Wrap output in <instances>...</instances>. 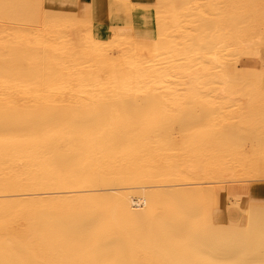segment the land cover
<instances>
[{
	"label": "bare ground",
	"instance_id": "1",
	"mask_svg": "<svg viewBox=\"0 0 264 264\" xmlns=\"http://www.w3.org/2000/svg\"><path fill=\"white\" fill-rule=\"evenodd\" d=\"M187 2L204 22L174 44L153 16L150 33L135 38L131 20L112 39L90 19L97 0H0V264H264V199L230 194L233 212L219 208L206 183L235 172L180 156L198 120L186 105L264 100V0ZM223 7L256 17L231 29ZM241 57L260 68L236 72ZM251 168L264 180L263 160Z\"/></svg>",
	"mask_w": 264,
	"mask_h": 264
},
{
	"label": "rangeland",
	"instance_id": "2",
	"mask_svg": "<svg viewBox=\"0 0 264 264\" xmlns=\"http://www.w3.org/2000/svg\"><path fill=\"white\" fill-rule=\"evenodd\" d=\"M123 1L126 4H128V2L126 0H122L121 2H123ZM187 1L188 0H180V1L178 0L179 3L178 2L177 3L179 5L184 3L181 5V7H182V6L188 4ZM171 3H173V2H170V4ZM174 4H176V1L174 2ZM130 5L128 4L129 8L131 9V10L129 9L131 14L133 12L137 13L139 11V12L143 13L146 11L147 12L146 15H148V17H147L148 19L146 18V21L149 20V16H153V17H155L156 23L158 22V24H160V25H162V27H164V30H160L157 32L160 39L162 38L161 42L166 40L164 42L168 43L171 41L172 43L177 44L180 41L179 37H181V35L177 36L178 33L185 35V36L186 35L190 36L191 34L196 35L197 29L200 28L201 23L204 22L203 19H201L200 20L201 22H200V21H195L194 17H192V16H189V15L185 16V14H183L184 11L181 9V7L178 8L177 5L173 6L175 8L174 9L170 6H166V4L162 5L160 3V1H158V2L155 1V4L152 2L150 4L151 6L146 7V8L143 7V5L140 1L138 2L135 0L134 1L130 0ZM139 5H141V7ZM45 7L47 8V6H45ZM176 9L177 10L179 9V10L177 11ZM222 11H223V13H222L223 16L221 15V17L222 18L225 17L224 19H226V20L223 19V21H225L226 25L229 28L231 27V29H234V27L235 28H239V27L242 28V27H244V25L246 23L251 22V20L253 19L252 17H254V18L256 17V16H254V13L252 14V12L250 10H248V12H247V10L242 11L241 7H238V8L231 7L229 9L223 7ZM224 13H225V15H224ZM248 13H250L251 15L249 16ZM230 14H232V16ZM222 18H221V20H222ZM0 20H3V19L0 18ZM207 20H208V18H207ZM237 24H238V27L235 26ZM176 25L178 26L177 29H176V27H177ZM120 26L121 25H115L114 26L115 29L110 28L113 33L106 31V34H110V35L112 34V35H114V36L111 35L112 39L115 37L114 39L120 38L119 40L122 41L121 36H123L124 33H122V32L120 33L121 28H119L118 31L116 30V28L120 27ZM232 26H233V28H232ZM133 28H134L135 38L139 34L143 33L142 31H140V29L139 30L136 29V27H134V25H133ZM88 30H89V27H87L83 31L82 34H85V33L88 34ZM147 30H149L148 31L149 33H150V30L153 31L152 28H150V27H148ZM178 31H180V32H178ZM145 32L143 33L144 35L146 34ZM119 34H121V35L119 36ZM154 34H156V33L155 32L152 33V35H154ZM115 35H117V37ZM170 35H173V36H170ZM153 38L154 37H152L151 40H148L149 48H147L148 49L147 51H152V49H153L152 47H154V41L156 40L155 39L156 36H155L154 40H153ZM134 42H137V40H134ZM260 62H261L260 60L253 61V60H250L249 58L241 57L235 63L234 70L237 72L239 70V68H242V69L260 68V65L262 63V62L261 63ZM254 73H255L254 71L250 70V72H249L250 78L254 77ZM252 79H254V78H252ZM243 87H245V85L240 84V85H235V86L229 87V88L237 89V90L241 91L240 89H244ZM258 87L260 89H262V87H260V83H258ZM258 87H256V88H258ZM238 94H239V96H237ZM241 95H240V92L236 93L235 96L233 94V97H232V95H231V97H220V96L214 97L213 95L212 96L207 95L204 97V99L206 101L205 104H207V107H204V108L199 107L200 109L197 107L196 109H198V110H196L194 107H192V105H186L188 108L187 107H185V108H187V109H191V107L195 109V110L191 109L190 111H188L187 109H184L183 111L187 112L186 115L188 117H190V116L193 117L192 120H194V117L198 118V120L193 122V128H191L192 127L191 125H189L187 127L185 125H183L187 129H189L188 131L186 130L187 132H185L188 134V136L187 135L185 136L186 137L185 139H187V137H188L189 141L188 142L185 141V144H183L184 150H181V152L179 151L180 156L185 151L187 152V153L185 152L186 155H188V156L192 155L193 158L191 157L189 159H192L191 161H193V162H197L196 156L197 157L200 156V157H198L199 159H202V158L205 159L204 162L209 160L208 161L209 163H215L216 162L215 159H217V162L223 163V166L225 167V168L223 167V169H224L223 171H225V172H227V171L233 172L234 171L235 172L233 174V178H230L231 176L230 177L228 176L229 179L226 177L227 179L221 181L222 183H217V182H216L217 184L214 182H213L214 184L210 183V182H209L210 184L206 183L207 188L210 189V191H212V192H210V191L209 192L214 196V201L219 206V208L225 207V209H226V207H228L230 212L233 211L231 207L227 206L229 204L228 198H229L230 194H235V195L244 194V189L247 186V184L249 182H252L253 180L257 179V178L252 179L251 176L253 173V171H252L253 169L251 167H253L256 164V162H258L259 160L264 161V159H263V157H264V131L263 130L259 131L257 129H253V128H244L245 126L242 127V124H241L242 121H244L243 122L244 124H245V122L247 123V121H250L252 116H253V118L256 117L255 124H262V123L264 124V122H263L264 121V115H263L264 114V100L262 98L258 97L255 99H251V100L247 99L246 101H244L245 96H243V98H242ZM180 106H182V107H179V108H181L180 109V111H181L185 105L183 104ZM189 106H190V108H189ZM249 106L251 109H253L252 113L255 115H253V114L249 115L250 114L249 111L247 112V108H249ZM176 110H177V113H179V110L178 109H176ZM173 111L175 114L176 111L175 110H173ZM247 114L249 115V118L251 117L250 120L246 119ZM261 114L263 115V117H260V116H262ZM257 117H258V120H257ZM259 118H260V120H259ZM181 120H184V119H181ZM200 122L202 124V125L201 124L200 125L204 128L203 129H202V127H200L201 129L200 128H194V126H196L194 123H200ZM180 123L182 124V122H180ZM180 123H179L178 127H176V123L173 125L174 131L176 134H178L180 132L178 130L185 129L183 126L181 127ZM183 124H185V123H183ZM198 127H199V125H198ZM197 131H199V132L201 131V132L198 133ZM176 134L174 136L175 137L174 140L178 141L180 136H178L179 134L178 135H176ZM196 134H197V136H196ZM202 134H204V135H202ZM198 136L200 138H198ZM195 137L197 139H195ZM194 143H196V145H194ZM194 152H196L194 155L195 159L193 156ZM185 153L183 154V156L185 155ZM251 153H252V155H251ZM246 154H248V155H246ZM261 155H263V157ZM249 158H250V160H249ZM251 160H252V162H251ZM199 161H201V160H199ZM253 162H254L253 166H251V167L247 166V165L252 164ZM233 163H235V164L236 163H242V164L241 165L240 164L235 165ZM245 163H247V165ZM242 166L249 167L250 169L246 168L247 169L246 170L245 167L243 168ZM257 180H260V179H257ZM261 180H263V179H261ZM203 187H205V186H203ZM226 198H227V201H225Z\"/></svg>",
	"mask_w": 264,
	"mask_h": 264
},
{
	"label": "crops",
	"instance_id": "3",
	"mask_svg": "<svg viewBox=\"0 0 264 264\" xmlns=\"http://www.w3.org/2000/svg\"><path fill=\"white\" fill-rule=\"evenodd\" d=\"M90 2L91 0H80ZM122 1V0H121ZM120 0H97L92 10L90 19L96 25H104L114 27L115 25L127 26L132 20V24L136 29H140L143 33L147 30L149 23L146 21L147 12H133L131 14L128 4ZM141 15V16H140ZM131 17V18H130ZM135 23V24H134ZM137 24V25H136ZM264 49V48H263ZM259 52V59L264 61V50ZM254 70V69H252ZM260 87L264 89V82H260ZM261 89V90H262ZM252 196L254 198L264 199V180H253L249 182L244 189V194L240 197ZM233 212V211H232Z\"/></svg>",
	"mask_w": 264,
	"mask_h": 264
}]
</instances>
